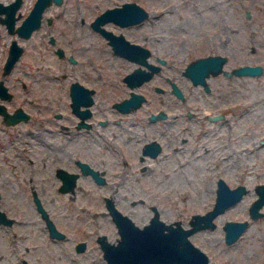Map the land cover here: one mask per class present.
<instances>
[{
    "label": "flooded vegetation",
    "instance_id": "1",
    "mask_svg": "<svg viewBox=\"0 0 264 264\" xmlns=\"http://www.w3.org/2000/svg\"><path fill=\"white\" fill-rule=\"evenodd\" d=\"M74 1L75 5L71 0H0V125L1 127L16 125L23 137L18 156L21 155L24 162L32 169L27 178L33 181V172L44 171L42 172L44 179L38 178L37 182L43 184L45 180L53 181L58 191L70 197L79 188V181L83 176H89L100 185L132 184L142 179L137 175L134 177L137 170L142 175L144 171H150L161 163L167 165L173 157L176 158L175 164L181 163L180 154L185 148L184 141L188 135L196 134L191 121L192 119L199 121L198 115L186 105L190 102V97H186L181 83L173 74L168 73L170 65L165 53L169 49L163 46L164 36H158V28L154 32L149 2L146 0ZM133 2L147 10V14L139 20L125 16L112 17L109 13L99 17L107 8L118 6L117 10H122L126 8L127 3L130 8ZM93 6L97 8L89 17L88 11ZM205 8L204 10L210 13L199 11L201 22L213 21L226 27L230 25L226 31L229 40L228 46L225 45L227 50L210 52L224 56L222 69L212 74L222 73L225 76L262 74L264 58L257 55L254 58V45L245 48L244 41H240L236 49H233L231 40L233 33H237L236 29L248 25L250 11L245 6V1L207 0ZM233 18L240 26L235 30L230 24ZM89 32L93 34L96 40L94 44H97L95 49H99L101 55L109 54L128 61L132 63L130 67H121L114 72V69L103 71L94 66L92 68L95 71H93L77 65L79 55L86 45L74 41V38L89 37ZM133 53L140 56L144 54L146 61H138L130 56ZM9 57H16L10 65ZM55 57L66 58L67 67L58 68L56 71V65L50 61V58ZM45 61L47 66H43ZM153 64L157 67L153 68ZM246 64H259L261 70L245 73L234 71L235 68ZM137 66L152 72L150 76H143L146 71H141L140 76L143 78L139 82L131 83L126 75ZM184 68L182 74L186 75L183 72ZM111 73H115V77ZM110 79H114L116 83H111ZM50 80L54 81L52 98L44 92L42 95L39 94L42 86H47V81ZM191 83L198 85L199 91L210 90L207 79L206 83H194L192 80ZM116 88L119 89L118 93L107 98V95ZM176 88L181 90L182 95ZM35 90H38V94L34 93ZM43 93L46 96L44 98H42ZM125 99L127 100L124 103H118ZM61 101L65 106L64 111L54 108L56 104L60 105ZM210 105L204 112L205 118L225 116V110L219 109L221 104ZM14 114L18 119L8 122L7 116L13 117ZM41 119L44 120L43 124L40 122ZM33 120H35L34 124ZM48 122L55 126H49ZM52 130L53 133L65 137L64 141H61L63 146L56 144L52 149L48 145L47 149L29 151L32 150L34 143H43V141L48 143L44 133ZM95 140L100 142L98 152H93L88 147L89 143ZM68 144L74 146L68 148ZM72 179L74 180L72 189H60L61 183H70ZM30 186L31 199L34 206L38 207L34 196L36 194L41 203L42 197L34 181ZM142 190L146 191L145 188ZM146 195L131 198V204L144 202ZM102 197L104 209L88 211L89 214L85 217L82 214L76 216L87 224L92 223L90 217L96 218L98 214L110 216L115 235L110 236L104 231L96 230L93 236L100 248L99 258L102 264H109L104 254L103 242L116 243L121 236L116 221L106 205L109 199L118 207L115 189L111 193L102 194ZM118 208L128 214L139 227L156 223L153 216L157 211L158 218L165 223L173 222V225H176L175 220L179 219L182 227L186 228L190 225L193 213L187 219L177 217L167 220L161 215L160 205L150 202L149 214L145 218L140 215L138 219ZM46 213L53 223L52 226L48 224L42 210L37 208V214L47 235L54 241L63 242L70 239L71 230L62 226L47 209ZM67 213V210L64 211V214ZM7 216L12 217L9 223L14 221V215ZM161 228L164 231L168 230L165 224ZM81 229L85 227H80L82 234L73 241L74 251L60 252L57 257H52L59 261L51 264H101L97 262V257L88 259L87 255H83L82 252L90 246L89 242L92 238L90 239L89 236L90 231L82 232ZM200 229L204 228L189 233L190 239L191 235ZM193 243L200 246L194 241ZM205 251L209 257L208 261L213 262L210 254ZM20 261L21 264L26 262L44 264L41 258L32 261L22 257ZM157 262L155 258L153 263Z\"/></svg>",
    "mask_w": 264,
    "mask_h": 264
},
{
    "label": "rangeland",
    "instance_id": "2",
    "mask_svg": "<svg viewBox=\"0 0 264 264\" xmlns=\"http://www.w3.org/2000/svg\"><path fill=\"white\" fill-rule=\"evenodd\" d=\"M206 1L146 0L152 10L150 18L153 21L154 32L158 28V36H164L163 46L169 49L165 53L170 65L168 73L179 80L186 97H190V102L185 104L196 113L195 115H198L199 119V121H194L195 119L191 121L196 134L188 135L184 141L185 148L180 154L181 163L175 164L176 158L173 157L167 165L161 163L150 171H144L142 175L137 170L134 177L137 175L142 179L132 184L100 185L89 176H83L79 181V188L72 197L58 191L53 181L45 180L43 184L38 183V178L44 179L42 173L44 171L33 172V181L42 197L41 204L59 220L62 226L71 230L70 239L63 242L54 241L47 235L37 214L38 207L34 206L30 196V185L33 181H30L27 175L32 169L24 162L21 155L18 156L23 137L16 125L6 127L0 125V209L7 215L15 216L11 223L0 221V264H21L22 257L32 261L41 258L44 264L58 262L59 260L52 257H57L60 252L74 251L73 241L82 234L81 226L85 227L81 231H90L89 236L90 239L92 238L89 242L90 246L82 252L83 255H87L88 259L97 257V262L102 264L99 258L100 248L93 236L96 230L104 231L110 236L115 235L110 216L98 214L96 218L90 217L92 223L89 224L76 216L82 214L85 217L89 214L88 211L104 209L102 194L111 193L115 189L118 207L138 219L140 215L145 218L149 214L150 202L160 205L164 219L171 220L177 217L187 219L192 212L204 211L213 205L219 176H223L231 186L240 182L245 183L248 190L240 199L214 217L216 221L214 227L196 231L191 235V239L207 250L214 264H264V215L253 218L249 214V204L257 195L254 186L257 182L264 181V119H262L264 118V72L251 76L210 73L206 76L210 85L209 91H199V86L192 85L191 80L182 74V69L192 58L213 51L227 50L229 40L226 31L230 25L226 27L217 22L208 23L199 20V11L210 13L208 10L205 11ZM244 1L250 11L248 25L240 27L233 18L230 23L232 29L240 27L236 29L237 33L232 35L233 49H236L240 41H244L245 48L254 45V58L256 55L264 58V0ZM71 2L75 5L74 0ZM96 8V6L90 8L89 17ZM81 34L84 36V33ZM93 37L89 32V37L74 38V41L87 46L80 53L77 65L93 71H95L92 68L94 66L103 71L114 69V72L121 67H130L132 63L128 61L109 54L101 55L99 49H95L97 44H94L96 40ZM50 61L56 65V71L68 65L66 58L55 57L50 58ZM43 66H47L46 61ZM114 74L111 73L115 77ZM110 82L116 83L114 79H110ZM53 83V80L47 81V86H42L39 94L42 95L44 92L52 98ZM111 86L115 88L113 84ZM118 91L119 89H114L107 98L113 97ZM34 93L38 94V90ZM44 97L46 96H42ZM210 102L211 105L221 104L219 109L225 110V116L205 118L204 112L209 108ZM62 103L63 101L60 105L56 104L54 108L64 111L65 106ZM33 121L34 124L35 120ZM43 121L40 120L42 124ZM48 123L49 126H55ZM44 135L48 143L44 141L34 143L32 150L29 151L47 149L48 145L50 148L56 144L64 145L61 143L65 138L63 135L55 134L53 130L49 133L45 132ZM71 146L68 144V148ZM88 147L93 152H98L100 142L95 140L89 143ZM145 194L147 195L144 202L131 204V198ZM260 208L264 209V203ZM66 210L68 213L64 214ZM243 218L248 219L244 231L234 241L226 242L224 221ZM81 261L84 262L82 259Z\"/></svg>",
    "mask_w": 264,
    "mask_h": 264
},
{
    "label": "water",
    "instance_id": "3",
    "mask_svg": "<svg viewBox=\"0 0 264 264\" xmlns=\"http://www.w3.org/2000/svg\"><path fill=\"white\" fill-rule=\"evenodd\" d=\"M125 7L122 10H117L118 6L107 8L99 17L109 13L112 17L125 16L132 20H139L147 14V10L143 6L134 2L131 3L130 8H128L129 3ZM130 56L136 58L138 61H146L144 54L140 56L133 53ZM15 58L9 57V65ZM223 59L224 56L218 54L200 55L189 60L183 72L194 83H206L207 75L216 73L222 69L221 64ZM156 67L153 64V68ZM260 70L261 65L259 64H246L234 69L236 73L259 72ZM141 71H146L143 76H150L152 72V70H143L140 66H137L126 75V78L131 83L139 82L143 78L140 76ZM176 89L182 95L181 90ZM126 100L118 103H124ZM216 116L218 117V115ZM17 119L18 116L15 114L13 117L7 116L8 122H13ZM73 184V179L70 183L63 182L60 185V189H72ZM254 187L257 195L249 204V214L253 218L264 215V209L260 208L264 203V181L257 182ZM247 190L248 187L245 183L240 182L231 186L223 176H219L217 178L216 195L213 205L204 211L193 212L189 222L190 225L186 228L182 227L179 219L175 220L176 225H173V222L165 223L164 220L158 218L157 211L153 216L157 221L156 223H148L143 227H139L128 214L122 212L108 199L106 205L116 221L121 236L116 243L110 241L103 242L104 254L109 264H214L208 261L209 257L206 251L194 244L188 234L199 228L214 227L216 225L214 217L227 206L240 199ZM34 197L38 208L42 210L48 224L52 226L53 223L48 217L40 199L36 194ZM11 220L12 217L7 216L5 211L0 209V221L8 223ZM164 224L168 226L167 231L161 228ZM247 225V218L226 219L223 223L225 241H234ZM155 258L158 260L157 263H153ZM25 264L32 263L26 262Z\"/></svg>",
    "mask_w": 264,
    "mask_h": 264
},
{
    "label": "bare ground",
    "instance_id": "4",
    "mask_svg": "<svg viewBox=\"0 0 264 264\" xmlns=\"http://www.w3.org/2000/svg\"><path fill=\"white\" fill-rule=\"evenodd\" d=\"M256 108V107H255ZM246 110V109H245ZM251 110V109H250ZM244 111V110H243ZM254 112V111H253ZM247 114H249V113H247ZM242 116V115H241ZM251 118V117H250ZM243 119H244V117H243ZM247 119V118H246ZM262 119H264V118H262ZM259 122V121H258ZM261 122V121H260ZM243 144V143H242ZM237 146V145H236ZM239 146V145H238ZM237 146V147H238ZM243 148V147H242ZM236 150V149H235ZM238 150V149H237Z\"/></svg>",
    "mask_w": 264,
    "mask_h": 264
}]
</instances>
